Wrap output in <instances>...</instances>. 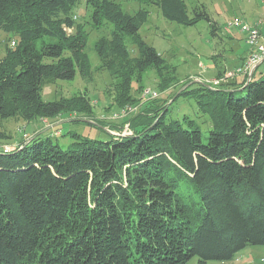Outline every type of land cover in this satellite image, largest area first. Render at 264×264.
<instances>
[{"label":"trees","instance_id":"16d2710c","mask_svg":"<svg viewBox=\"0 0 264 264\" xmlns=\"http://www.w3.org/2000/svg\"><path fill=\"white\" fill-rule=\"evenodd\" d=\"M80 1L0 0V30L15 40L0 58V264H208L264 246V74L191 84L179 99L194 101V115L153 98L120 124L94 119L87 90L45 100L47 84L93 73ZM138 1L131 13L117 0H87L93 27L107 30L95 50L119 107L136 105L133 82L148 70L163 90L176 80L140 32L149 5L180 24L204 21L224 41L200 0ZM67 113L118 133L64 147L43 131L21 128L14 139L2 122Z\"/></svg>","mask_w":264,"mask_h":264},{"label":"rangeland","instance_id":"374dc122","mask_svg":"<svg viewBox=\"0 0 264 264\" xmlns=\"http://www.w3.org/2000/svg\"><path fill=\"white\" fill-rule=\"evenodd\" d=\"M117 1L131 13L135 12L141 6L138 0ZM188 1L190 2V0ZM200 1L207 5L212 16L221 23L224 41L220 38L212 39L209 36L208 24L204 21L196 25L180 24L166 19L157 6H148L151 14L149 20L144 24L140 32L147 42L154 45L160 53H163L167 63L174 69L172 75L176 80L165 90L160 88V77L154 70L145 72L140 81L137 82L134 80V89L131 94L135 99L134 104H136L138 108L140 107L139 105H142L148 99H153L144 96L146 89H150V92H158V96L155 98H166L168 104L171 105L173 103L175 111L179 114L189 113L190 115H194V101L184 97L179 99L181 91L195 82H203L208 85L219 84V82L223 81H221L220 78L226 77V72L234 69V67H236L235 65L240 64L242 57L248 52L250 47L246 40L248 36L247 32L241 31L237 26L231 28L228 26L227 22L232 20L235 16L243 18L251 24L259 20H264V0ZM91 9L92 7L89 6L87 0H81L74 7L76 20L84 23L85 29L89 32L86 51L90 56L93 67L91 77L85 80L78 74L72 81L58 80L55 84H47L43 91V98L45 100H52L57 98L59 94L72 95L79 90H87L92 98L94 119L117 121L120 124L121 120H124L125 117L117 118L116 116H118V113L121 112L124 106L119 107L117 105L116 99L118 95L114 90L115 79L107 70L99 66L100 58L95 50L96 40L101 35L107 34V30L93 27L90 22ZM5 34L4 31L0 30V48L3 51L6 44H11L6 40L7 34ZM4 35L6 38L5 42ZM218 52L222 54L219 57ZM216 54L218 57L217 60L212 57V55ZM219 68H225V73L223 75L218 76ZM261 74H264V61L256 70L255 77H259ZM49 93H51V95ZM71 115H75V113L61 115L59 119L65 116L70 117ZM82 118L83 117L72 116L69 120L49 126V128L45 130H43L45 125L56 121V118L55 120L38 118L31 122L9 118L2 122L6 131L14 135V139L23 138L22 131L25 135L30 137L36 132L43 131L39 134L48 135L51 133L54 139L64 147L70 146L75 141L84 140V137L104 140L111 137L113 132L105 126H102L93 119ZM21 128L22 131L19 132ZM75 132L81 134L82 137L72 135ZM130 132L131 130L126 124L121 133L129 134ZM114 133L117 134L118 132L116 131ZM15 146L16 145H7L6 149L9 150ZM262 258H264V246L250 245L240 251L233 260H212L209 261L208 264H264ZM187 264H198V257H193Z\"/></svg>","mask_w":264,"mask_h":264},{"label":"built area","instance_id":"2783aa9c","mask_svg":"<svg viewBox=\"0 0 264 264\" xmlns=\"http://www.w3.org/2000/svg\"><path fill=\"white\" fill-rule=\"evenodd\" d=\"M227 24L231 28L237 26L241 31L247 32L248 36L246 40L249 44L250 52L241 65L227 71L225 75L226 77L220 79L221 81H225L231 77L245 75H248L249 78L251 74L253 75L255 69L264 61V20H259L258 22L251 24L247 20L235 16L232 20H229ZM71 30L72 28H69V31ZM11 45H15V40L11 42ZM149 90L150 89H146L144 96L151 98L158 96L157 91L150 92ZM137 109V105L128 104L122 108L121 112L118 113V116L126 117L129 114L136 112ZM127 126H129V124H127ZM262 260H264V258H262Z\"/></svg>","mask_w":264,"mask_h":264},{"label":"crops","instance_id":"0c3cea01","mask_svg":"<svg viewBox=\"0 0 264 264\" xmlns=\"http://www.w3.org/2000/svg\"><path fill=\"white\" fill-rule=\"evenodd\" d=\"M5 33V32H4ZM6 35V34H5ZM5 35H4V42H5ZM6 37H7V35H6ZM5 48V47H4ZM1 52H2V54H1ZM249 52H250V48L248 49V52L246 53V55L245 56H243L242 57V61L240 62V64H242L243 63V59H245L247 56H248V54H249ZM5 54V49H4V51L3 50H1V48H0V58L3 56ZM240 64H238V65H240ZM238 65H235V66H238ZM260 66V65H259ZM258 66V67H259ZM258 67L255 69V72H256V70L258 69ZM235 68V67H234ZM225 69V68H224ZM227 69V68H226ZM48 86H50V85H48ZM45 88V87H44ZM50 95H51V93H49ZM52 94H54V93H52ZM72 116L73 117H75L76 115H71L70 117H63V118H58V119H56V121H54V122H51V123H49V124H47V125H45V127L43 128V130H45V129H47V128H49V126H52V125H55V124H58V123H62V122H64V121H67V120H69L70 118H72ZM117 118H119V117H123V116H116ZM108 129V128H107ZM110 131H112L113 133L114 132H116V130H111V129H109Z\"/></svg>","mask_w":264,"mask_h":264},{"label":"water","instance_id":"95a60500","mask_svg":"<svg viewBox=\"0 0 264 264\" xmlns=\"http://www.w3.org/2000/svg\"><path fill=\"white\" fill-rule=\"evenodd\" d=\"M252 77V74L249 76V78H251ZM124 135V134H123Z\"/></svg>","mask_w":264,"mask_h":264},{"label":"clouds","instance_id":"9594fccd","mask_svg":"<svg viewBox=\"0 0 264 264\" xmlns=\"http://www.w3.org/2000/svg\"><path fill=\"white\" fill-rule=\"evenodd\" d=\"M253 76V75H252Z\"/></svg>","mask_w":264,"mask_h":264}]
</instances>
